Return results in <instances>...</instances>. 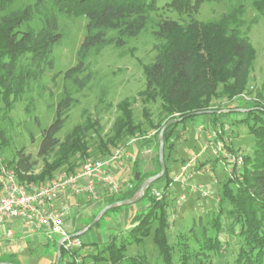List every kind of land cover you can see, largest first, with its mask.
<instances>
[{
    "label": "trees",
    "instance_id": "1",
    "mask_svg": "<svg viewBox=\"0 0 264 264\" xmlns=\"http://www.w3.org/2000/svg\"><path fill=\"white\" fill-rule=\"evenodd\" d=\"M15 1L0 0V100L5 101L6 105L22 97L29 80H37L46 67L53 68L52 51L61 39L57 13L82 15L87 19L86 34L78 49L76 66L65 74L66 79H72L82 89L89 81V76L81 80L75 76L87 71L85 60L89 52L101 50L108 45L123 47L127 39L137 37L146 29L149 14L157 11V0H48L51 4L49 8L45 6V0H35L32 4L11 10ZM206 1L211 0H168L165 8L178 15H193L198 6ZM252 7L264 17V0H254ZM243 15L242 6H238L214 22L190 21L180 25L171 20H160L156 23L157 30L153 32L159 42L156 45V56L153 63L144 67L145 88L138 93L143 105L144 123H147L152 133L146 137L141 135L143 124L134 123L133 104L123 100L117 106L119 116L112 125L111 135L104 142L96 144V148L102 156L100 159L112 155L119 148L118 145L129 139H142L141 146L154 142L158 150V135L162 126L171 120H181L170 125L163 136L165 174L159 180L165 181L160 192L162 198L156 199L151 194L155 184L151 185L140 201L145 204L144 210L131 218L128 229L124 233L119 231L112 235L104 244H92L96 250L87 254L80 253L81 264H86L87 260L91 264L103 261L107 264H151L144 254L126 255L129 245L139 244L150 235L162 262L171 264L166 194L171 181L168 161L180 136L177 129L185 128L195 117L191 114L208 111L219 113H204L200 116L208 117L212 128L217 124L222 126L224 122L218 116L231 114L222 111L233 108L220 104L214 107V101L225 97L228 102L247 93L256 52L248 38L249 29L241 31ZM35 16L39 17L40 22L37 30L30 27ZM23 26L24 30L21 29ZM109 32L115 36L108 38ZM257 98L251 107L246 108L245 113L237 114L242 117L239 122L247 126L248 134L255 139L252 155L245 158V166L239 177L230 180L234 182L235 188H229L230 182L222 185L219 200L221 204L230 206L226 212L230 229L240 225V241L232 264H264V99L261 95H257ZM155 102H159V113L156 123H153L146 106ZM71 106L72 98L64 92L63 99L57 105L55 119L42 132L37 157H56L53 164L45 166L44 175L61 164H67L68 157L73 154L79 159L89 156V148L83 142L82 135L92 127H75L62 141L56 137ZM137 162L134 161L135 167ZM155 162L153 171L133 172L131 190L119 196L104 195L105 206L132 198L143 181L160 171L158 153ZM9 164L14 166L20 181L31 183L37 180L31 175L33 163L30 156L24 155L23 151L18 152L16 159ZM67 165L73 169V165ZM74 173L71 171L69 174ZM152 219L157 221L153 230L150 228ZM44 238L43 246L50 248V261L55 263L58 241L53 237ZM221 243L224 242L218 238L214 241L207 238L201 245L204 250H210L219 248ZM73 253L75 255L78 252ZM15 257L13 254L8 255V259H0V264H17ZM62 260L63 264H74L68 261L61 248L59 264Z\"/></svg>",
    "mask_w": 264,
    "mask_h": 264
},
{
    "label": "rangeland",
    "instance_id": "2",
    "mask_svg": "<svg viewBox=\"0 0 264 264\" xmlns=\"http://www.w3.org/2000/svg\"><path fill=\"white\" fill-rule=\"evenodd\" d=\"M254 0H211L201 3L197 12L193 15H178L176 12L166 9L168 0H157V11L149 14V22L146 29L137 37L129 38L126 44L117 48L113 45L103 47L98 51L89 52L85 63L88 69L84 73L75 77L84 79L87 75L89 81L85 87L80 89L72 79H66L65 74L68 70L76 66L79 46L86 34L87 19L82 15H71L68 13H57L58 31L61 34L60 41L55 45L52 51L51 59L53 68L46 67L37 80H29L26 83L25 93L15 103L5 104L0 100V166L6 170L14 171L15 168L9 162L16 159L17 153L23 151L24 155L30 156L33 163L31 175L37 180L33 184H47L53 181L61 173H70L79 171L88 160L100 159L102 156L96 148L100 141L104 142L111 135V128L119 112L117 106L123 100L130 101L133 104L134 123H141L143 127L141 132L143 136L150 135L147 123H144L142 117L143 105L138 97V93L145 88L144 67L153 63L156 56V41L153 32L157 30L156 23L160 20H171L180 25L188 24L190 21L200 23L214 22L228 13L232 8L242 6L244 15L242 17L244 25L241 29L244 32L249 29L248 38L256 52V59L250 72V79L247 85V93L241 94L228 101L225 97H220L214 101V107L221 106L232 107L233 110H247L261 95L264 99V17L260 16L252 7ZM35 0H17L11 6V10L21 8L34 3ZM45 6L49 8L51 4L45 0ZM30 27L37 30L40 27L39 17L35 16ZM25 29V26L21 28ZM113 32H109L107 37H114ZM64 92L72 98V106L66 114L65 123L56 137L62 141L75 127L84 129L92 127L84 132L83 142L89 148V156L79 159L74 154L69 156L67 164L73 165V169L67 164H61L59 167L43 174L45 166L53 164L56 157L51 155L47 158L37 157L42 132L47 129L56 116L58 103L63 99ZM9 106V107H8ZM8 107V108H7ZM150 120L156 123L159 113V102L149 103L147 106ZM239 112H231L226 115L218 116L223 125L217 124L215 128L206 125L204 128V117L195 116L185 128L180 127L183 135L179 136L176 146L179 152L171 154L169 164L174 155L179 157L197 156L204 144L208 145L207 151L197 158V167H193L194 178L184 184L174 183L172 179L179 172L168 173L171 179L168 187L167 214H168V243L172 247L170 252L171 264H232L236 252L237 244L240 241L238 231L240 225H235L230 229V221L226 217V212L230 206L226 203H220V194L222 185L228 184L230 180L239 177L245 166V158L252 155L255 139L248 134L247 126L240 123L242 118ZM205 134L210 136L208 139ZM140 137V138H143ZM188 137L191 143V150L188 154L182 156L181 149L186 147L188 142L183 137ZM201 138V139H200ZM142 139H129L121 143L118 149L126 148L134 155V159L123 160L117 168L120 169L118 176L123 179V169L132 172L129 176L131 183L133 172L153 171L156 167V158L158 150L156 144L141 146ZM125 145V146H124ZM218 150V152H216ZM174 154V155H173ZM240 161V165L231 163L230 158ZM205 159L206 165L201 167L200 161ZM137 160L136 167L134 161ZM178 165V161L176 163ZM133 168H135L133 170ZM71 170V171H70ZM200 171V172H199ZM201 173L197 176L196 173ZM16 173V172H15ZM205 174V175H204ZM126 176V175H125ZM203 177V179H202ZM127 179V176L124 177ZM29 183L27 181H24ZM216 182L215 189L210 192L206 184ZM165 181L155 183L156 192H161ZM203 189L208 191L207 197L202 196ZM206 187V188H205ZM229 188L234 189V182L229 183ZM151 190V194H152ZM180 195L184 196L181 200ZM145 208L144 202H138L131 206H124L114 211H109L102 216L99 222L88 230L78 239L82 243L74 260V264L82 263V255L96 250L91 245L106 243L119 230L123 233L128 229L124 228L128 223L123 219V214L127 213L137 215ZM99 211L94 214H87L82 226H88L97 216ZM133 215V216H134ZM118 219V222L116 223ZM157 221L152 219L150 228L153 230ZM239 223V222H238ZM118 226V228H116ZM82 227V228H83ZM82 231V230H81ZM215 238L222 242L219 248L204 250L201 243L205 239ZM52 239H57L53 236ZM80 250V251H79ZM27 251L19 252V263L17 264H47L45 255H52L48 247L35 248L32 246ZM81 253V254H80ZM66 254V252H65ZM144 254L151 264H164L158 254L152 241V236L143 238L139 244H132L127 247L126 255ZM187 256V257H186ZM3 260L8 259V255ZM65 259V257H64ZM49 264L53 261L49 259ZM63 260L61 264H63ZM54 264V263H53ZM91 264V261L86 262ZM100 264H107L101 262Z\"/></svg>",
    "mask_w": 264,
    "mask_h": 264
},
{
    "label": "built area",
    "instance_id": "3",
    "mask_svg": "<svg viewBox=\"0 0 264 264\" xmlns=\"http://www.w3.org/2000/svg\"><path fill=\"white\" fill-rule=\"evenodd\" d=\"M205 136L210 139L209 135ZM208 147L209 144H204L197 156L189 158L172 182L184 184L191 181L194 176L193 166ZM229 158L232 164L240 165L239 160ZM129 159H132V154L128 149H116L106 158L86 161L74 174L61 173L53 181L42 185L22 182L14 171L0 166V227L16 222L43 237L65 239L62 249L66 252L68 261L80 260V257L75 258L71 252L80 249L82 243L78 238L69 239L71 234L65 228L69 207H59L57 202L62 195H68L77 201L84 200L86 204L93 205L100 202L104 195L119 196L131 190V182H123L117 178V168L123 160ZM201 190L203 197L208 195L203 187ZM152 195L156 199L162 198V194L155 190H152ZM12 235L13 231L6 229L3 236L8 239Z\"/></svg>",
    "mask_w": 264,
    "mask_h": 264
},
{
    "label": "crops",
    "instance_id": "4",
    "mask_svg": "<svg viewBox=\"0 0 264 264\" xmlns=\"http://www.w3.org/2000/svg\"><path fill=\"white\" fill-rule=\"evenodd\" d=\"M204 128H206V125H210L209 123V118L208 117H204ZM179 135H183L182 132H179ZM201 139V138H200ZM183 140H187L188 142H185L184 144H186L187 146L184 147L182 150L183 155L188 154L189 151L191 150V143H190V139L188 137H183ZM177 145V144H176ZM175 152L174 154L178 153L180 150L177 146H175ZM173 154V155H174ZM190 157H179L177 158L176 155L173 156V158L171 159L172 164H169L168 161V167L170 168V172L171 173H175L177 170L179 172L180 167L189 159ZM178 161V165L176 164ZM200 167L198 170L201 169V167L203 166L202 164L204 163V166L206 165V160L203 159L200 161ZM203 166V168H204ZM194 168L197 167V164L195 163ZM120 171V169H118V172ZM200 172V171H199ZM196 173L197 176L201 175V173ZM122 175L124 177L127 176V179L124 177L123 179H121L122 177L118 176L117 173V178L120 179L123 182H131L129 176H131L132 172H128L126 170V168L123 169L122 171ZM126 175V176H125ZM205 175V174H204ZM195 177V176H194ZM193 177V178H194ZM200 177V176H199ZM203 179V177H202ZM193 180V179H192ZM205 186H207V188H209L210 192H212L215 189V184L213 182V184L210 182L209 184L205 183ZM206 188V187H205ZM208 190V189H207ZM183 196V195H180ZM184 197V196H183ZM207 197V196H205ZM59 207L62 206H67L69 207L68 213L66 214L65 217V228L66 230L70 233L73 234L74 232H79L82 229V222L86 219L87 214H94L96 211L100 210L101 208H103L105 206V200L104 198L101 199L100 202L95 203L93 205H88L86 204V202L84 200L81 201H77L74 198L68 196V195H62L59 199V201L57 202ZM134 214H131L130 217H128L127 213L123 214V219L128 223L125 225L124 228H128L129 224H130V220L133 217ZM118 222V219L116 221V223ZM118 228V226L116 227ZM6 229H11L13 231V235L11 238H4V231ZM120 231V230H119ZM45 238L41 235H38L36 233H32L31 231L25 229L22 225H20L19 223L16 222H10L7 225L0 227V259L5 258V255H15V259L21 263L19 261V252H23V251H27L29 255H32L29 253V250H31L32 246L35 248L41 247V249L44 247L43 244L45 243ZM45 258L47 259V264L50 258V255H45Z\"/></svg>",
    "mask_w": 264,
    "mask_h": 264
},
{
    "label": "water",
    "instance_id": "5",
    "mask_svg": "<svg viewBox=\"0 0 264 264\" xmlns=\"http://www.w3.org/2000/svg\"><path fill=\"white\" fill-rule=\"evenodd\" d=\"M247 110H229V111H222V112H239V113H245ZM204 113L207 114H212V113H219L217 111H208V112H199V113H193L191 114V116H200L203 115ZM181 120H171L168 121L166 124H164L162 126V128L159 131V135H158V161H159V166H160V171L147 178L145 181L142 182L140 188L138 189V191L134 194V196L128 200H122V201H117L114 202L112 204L106 205L104 206L97 214V216L91 221V223L86 226L82 231L77 232L75 234H71L68 238L69 239H74V238H78L79 236L83 235L84 233H86L90 228H92L95 224H97L99 222V220L102 218V216L109 210L113 209V208H118V207H124V206H131L134 205L138 202H140L144 196L145 191L153 184H155L156 182H158L160 179H162V177L165 174V161H164V132L166 131V129L172 125V124H176L178 122H180ZM137 180V177H136ZM65 241V239H59L56 245V257H55V263L54 264H59L60 263V259H61V248H62V244ZM7 264V263H4Z\"/></svg>",
    "mask_w": 264,
    "mask_h": 264
}]
</instances>
